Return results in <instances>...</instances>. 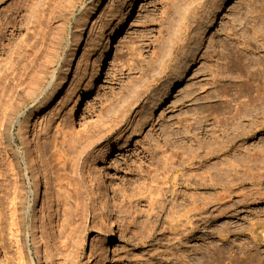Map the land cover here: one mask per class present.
<instances>
[{"label":"rangeland","instance_id":"obj_1","mask_svg":"<svg viewBox=\"0 0 264 264\" xmlns=\"http://www.w3.org/2000/svg\"><path fill=\"white\" fill-rule=\"evenodd\" d=\"M57 1L34 0L32 8L18 14L19 23L5 31L6 51L0 53V93L4 81L20 72L22 62L15 51L31 41L43 8ZM128 1L107 0L97 15L98 26L87 25L90 56L83 60L78 76L72 75L67 91L43 114L52 127L51 135L56 131L54 127L61 126L68 133V141L75 142L70 154L75 163L71 162L63 173L72 178L79 193V199L67 198L64 193L49 194L51 182L46 185L41 179L39 205L50 207L54 217L46 220L51 243L76 241L78 251L73 264H92L100 259L96 242L99 240L98 246L108 243L111 230L115 241L107 249L111 264H264V112L255 119L259 126L224 150L233 124L238 122L244 125L243 130L249 129L246 122L232 123L236 112L250 101L245 95L247 87L243 86L247 81L254 85L253 95L264 87V73L260 75L264 69V0H183V5L178 3L181 0H140L128 26L115 37L99 84L84 97L83 106L73 117L69 110L76 96L70 97V93L84 88L81 80L85 79L83 74L90 60L96 64L103 51L101 29L122 14ZM175 1L178 8L187 6L189 11L184 7L176 13ZM12 3L7 0L0 5L4 17L14 16L7 9ZM87 4L78 8L75 17L87 11ZM208 10L211 17L203 22L201 17L205 14L206 18ZM74 22L72 18L69 34ZM198 36L201 42L197 46ZM224 40L226 47H221ZM186 50L191 51L187 59ZM217 62L221 69L219 80L213 79L210 71L215 70ZM41 120L36 119L35 125ZM17 134L16 126L13 146L24 153L27 142ZM27 137L31 140V133ZM93 140L94 150L87 151V142ZM208 145H215L214 150L223 147V151L214 152L210 158L206 155ZM2 150L0 191L8 170L5 161L9 151L4 147ZM106 150L113 152L102 163ZM251 155L257 162L249 161ZM169 156L175 157V167H180L187 156L209 160L203 165L211 169L214 181L208 189L194 191L199 194L196 199L208 197L205 213H189L180 207L179 213L170 217L173 221L169 220L172 203H182L189 189L177 186L174 195L163 184V175L153 176L155 161L160 167L157 173H161ZM216 164L226 169H233L231 164L239 165L236 176L234 172L228 176L218 174L213 169ZM199 166L195 163L180 169L196 176ZM22 168L25 170L24 164ZM51 172L61 173L56 168ZM27 175L24 187L30 200L38 189L34 173L28 170ZM153 180H158L156 187ZM181 180L177 179L178 183ZM159 189L164 191L158 193ZM5 194L0 192V212L6 207ZM203 217H207L205 226ZM6 251L5 259L10 256L9 247Z\"/></svg>","mask_w":264,"mask_h":264},{"label":"bare ground","instance_id":"obj_2","mask_svg":"<svg viewBox=\"0 0 264 264\" xmlns=\"http://www.w3.org/2000/svg\"><path fill=\"white\" fill-rule=\"evenodd\" d=\"M5 1L7 0H0V5L4 4ZM106 1L107 0H96L95 2L91 0H59L51 7H44L42 10L44 13L42 15L39 14L41 15L39 17L41 18H39L40 21L38 19L39 23L37 28L35 27L36 30L33 33L31 41L26 42L25 44L22 43V46L20 44L21 47H18L19 49L15 51V54L19 55V58L17 57L18 61L21 60L22 62L20 66L21 68H18L20 72L11 78H8L7 81H4V87L0 93V150L3 152L2 147L9 150L6 152L7 158L5 161L8 164V170H6V173L3 176L4 184L2 190L0 191L1 193L6 192L5 195H2L5 198L6 207L0 212L1 262L10 264H57L59 262L61 264H73L75 262V257L78 251L77 242L73 241L70 243L68 239V241L63 244H52L46 220H52V218L54 220V217H51L53 216V212H51L50 207L45 209L42 205L41 207L39 205L43 192L41 184L42 180L44 183L46 181V185L51 182L53 189L50 188L48 190L49 194L56 193L59 195L64 193L67 195V198L71 199L76 196L79 199V193L75 190V186L73 187L71 183L72 178L63 173L68 165H70L71 162H74L73 158L70 159V154L73 150L75 142L73 141L71 143L68 141V133L64 131V128L60 125H57L60 126L57 127V129L54 127L53 130L56 131L53 135H51L52 127L48 125L49 121L47 122V118L43 114L51 110L57 103L58 98L67 91L68 86L71 85L72 75L76 73L78 76L83 60L90 56V52L92 50L87 47V25H91V28L98 26L99 17H97V15L105 5ZM182 1L183 0L178 3L180 4ZM203 1L204 0H202L201 3ZM33 2L30 0H24L23 2L20 0H13V3L10 4L7 9L10 10L14 16L4 17L3 13L5 11L0 12V53H4V51H6L3 46L5 31H9L8 27H10V25L13 27L16 23H19L18 17L20 15L18 14L22 13L24 9L29 10V8H32ZM139 2L140 0H129L126 2L122 14L119 17H115L113 20H110L101 29L102 34L100 35V44L101 48L102 46L104 47L103 51L99 54L100 59L96 62V64L95 60H90L89 69L83 74L85 79L81 80L84 82V88H79L75 94L73 91L70 93V97L73 95L74 97L76 96V100H73L74 103L69 110L73 117L78 114L81 106H83L84 97H86L99 84L104 68L111 58V50L115 37L121 30L128 26L130 20L136 12ZM176 2L177 1L173 2L175 7L177 6ZM85 4H87V11H83L84 13H81L79 17H75L78 8ZM183 4L185 3L182 2L181 5ZM252 4L253 3L251 1V5ZM170 5L172 7L173 4L171 3ZM181 5H179V7ZM182 7H186L187 9V6ZM180 8L177 6L175 9L177 11L175 12L179 14L178 9ZM187 10L184 12L188 13ZM205 13L207 17H203L205 14L201 17L203 22L207 21L209 17H211L209 10ZM72 18H74L75 22L73 29L69 34ZM259 31L255 32L259 33ZM248 40L250 39L248 38ZM200 42L201 37L198 36L197 46L200 45ZM225 42H221V47H226L227 42ZM228 42V44H230L231 40ZM190 53V50H186L184 52L186 59ZM205 55L206 54H204V57H206ZM75 64H77L76 68L74 67ZM214 68L215 70H210L211 77L219 80L221 78L220 63L217 62V65L214 66ZM261 72L262 73H260V75H263L264 69ZM0 74L2 73L0 72ZM251 82L255 81L252 80ZM253 86L251 84L249 85L248 81L246 82V86H243L247 87L245 95L249 96L250 101L241 111H237L232 119V123H235L236 121L248 123L249 125L247 127H249V129L245 130L244 128L243 130L242 126L244 125H241L238 122L233 124V130L231 129L232 135L228 139V146H224V150L233 147L236 139L252 132L255 126H259V123H257L255 119L262 112H264L261 111L262 108L264 109V87H261L260 85V90H256L257 95H253L255 92V89H252ZM257 89H259V87ZM40 118L42 119L41 123L39 125H35L34 121ZM16 126L18 127V137L22 140H26L27 142V144L24 145V153H22L21 149H15L13 146L15 144L13 132ZM30 133L32 137L31 140L27 137ZM95 142V140L87 142L88 144L86 146V150L93 151L95 148ZM210 145H208V147ZM214 146L215 145L209 147V152L206 154L209 155L210 158L215 156L216 153L213 154L214 152L217 151V153H220L223 151V147H220L218 150H214ZM112 152L110 150H106L104 152L102 163L109 158ZM251 156L252 157L249 156L251 159L248 157L249 161H254L255 159V162H257L255 156ZM261 157L264 158V154L261 155ZM174 158L175 157L173 156L166 157V162L162 167L161 173H157L160 167L158 166L159 162L155 161L156 166L153 170L154 177H157L158 174L163 175V184L165 186L168 185L167 190L171 193L173 192L172 194H174L173 189L180 185L186 190L188 188L190 189V191L189 189L187 190L188 194L186 193V195H184V199L181 201L183 204L178 203L177 201L175 204L172 203L170 215H168L171 222L173 219H170V217L178 214L180 207H182V209H186L189 213H193L195 211L205 213L209 202L208 197L206 195H201L202 197L199 196V198L196 199L199 194H196L194 191L199 190L200 188L206 190L210 187V183L214 181V178L210 173L211 169L203 165V162L206 161L205 159L198 160L194 156L191 158L187 156V159L179 165L182 169H185L186 165H194L195 163H198L200 165L198 167L199 173L196 176H192L184 174L180 167H175ZM47 159L50 162H48ZM258 159H260V157H258ZM263 160L264 159L261 161ZM234 161L238 162L237 159ZM23 164L25 166L26 173H24L25 170L22 168ZM254 166H256V164ZM231 167H233V169H226L218 167L216 164L213 166V169L220 175L228 176L229 172H234L236 176V168H238L239 165L231 164ZM54 168H56V172L61 173L57 175L52 173L51 171ZM28 170L34 173V179L37 182L36 184L38 189L35 194L32 193L34 196L30 200H27V192L24 187V179L28 177ZM221 172L223 174H221ZM179 178L182 179L181 183H178L177 181ZM157 181L158 180H153V187H156L158 184ZM219 186L223 188L222 185ZM161 191L164 190L159 189L158 193H162ZM44 192H46L47 195V190ZM51 196L54 197L53 195ZM157 208H159V206H157ZM154 209L155 208H152V211ZM202 221L203 226H205L207 224V217H203ZM52 225L53 222H51V226ZM110 234V238L107 239V241L110 240L108 243L98 246L97 243L99 240L96 242V248L97 246L98 248L96 249L95 246L94 248L96 251L100 252V259L98 258V260L92 264H111V258L107 253V249L109 246L113 245L115 241L114 234L111 230ZM7 247L10 249V256L5 259L8 253L6 251Z\"/></svg>","mask_w":264,"mask_h":264}]
</instances>
